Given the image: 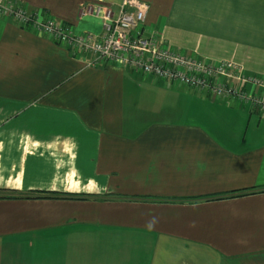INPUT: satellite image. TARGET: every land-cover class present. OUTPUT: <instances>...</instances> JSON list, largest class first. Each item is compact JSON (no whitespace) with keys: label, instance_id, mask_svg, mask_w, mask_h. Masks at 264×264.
<instances>
[{"label":"crops","instance_id":"1","mask_svg":"<svg viewBox=\"0 0 264 264\" xmlns=\"http://www.w3.org/2000/svg\"><path fill=\"white\" fill-rule=\"evenodd\" d=\"M12 1L94 36L80 8L123 2ZM139 1L173 50L264 77V0ZM93 61L0 19V194L25 197L0 264H264V118Z\"/></svg>","mask_w":264,"mask_h":264},{"label":"built area","instance_id":"2","mask_svg":"<svg viewBox=\"0 0 264 264\" xmlns=\"http://www.w3.org/2000/svg\"><path fill=\"white\" fill-rule=\"evenodd\" d=\"M148 10L149 5L139 0H123L116 15L106 5L82 6L79 18L98 19L102 33L78 35L51 16H39L23 4L0 0V19L12 20L72 52L92 55L93 66H119L191 92L234 98L264 118V77L248 74L231 61L200 59L173 50L160 32L145 26Z\"/></svg>","mask_w":264,"mask_h":264},{"label":"trees","instance_id":"3","mask_svg":"<svg viewBox=\"0 0 264 264\" xmlns=\"http://www.w3.org/2000/svg\"><path fill=\"white\" fill-rule=\"evenodd\" d=\"M2 193V192H1ZM60 196V195H59ZM56 193H53V192H43L42 193V196L40 195L39 197H35L33 195H30L28 197H26L27 199L31 198V199H34V198H51V197H59ZM62 197V196H60ZM64 197H67V198H81V197H84L83 195H67V196H64ZM0 198H25L23 197L22 195H18V194H0Z\"/></svg>","mask_w":264,"mask_h":264},{"label":"rangeland","instance_id":"4","mask_svg":"<svg viewBox=\"0 0 264 264\" xmlns=\"http://www.w3.org/2000/svg\"><path fill=\"white\" fill-rule=\"evenodd\" d=\"M16 23V22H15ZM17 24V23H16ZM19 25V27L20 28H23V26H21L20 24H18ZM23 29H25V28H23ZM36 34V33H35ZM44 37H46V36H44ZM47 38V37H46ZM159 82H163V81H160V80H158Z\"/></svg>","mask_w":264,"mask_h":264}]
</instances>
